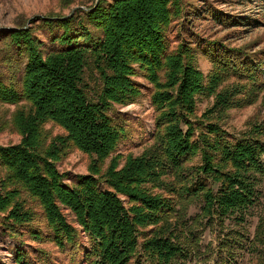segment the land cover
I'll return each mask as SVG.
<instances>
[{
	"label": "trees",
	"instance_id": "obj_1",
	"mask_svg": "<svg viewBox=\"0 0 264 264\" xmlns=\"http://www.w3.org/2000/svg\"><path fill=\"white\" fill-rule=\"evenodd\" d=\"M186 6L100 0L65 20L36 21L50 49L31 28L4 33L0 133L21 137L0 146V226L10 236L28 230L63 253L83 252L82 264H240L247 252L264 264V218L253 239L248 228L264 211V117L241 133L226 128L233 109L261 100L264 108V63L250 47L216 40L173 48ZM198 55L212 65L208 76ZM140 80L155 130L139 155H123L128 126L117 108L138 102ZM199 98L212 99L201 115ZM73 152L87 158L88 174L60 171ZM208 230L218 249L201 258ZM15 264L35 263L19 250Z\"/></svg>",
	"mask_w": 264,
	"mask_h": 264
},
{
	"label": "rangeland",
	"instance_id": "obj_2",
	"mask_svg": "<svg viewBox=\"0 0 264 264\" xmlns=\"http://www.w3.org/2000/svg\"><path fill=\"white\" fill-rule=\"evenodd\" d=\"M99 2L100 0H0V41L6 35L4 34L6 31L25 27L31 28L34 35L45 43L44 48L50 49L53 47V43H51L49 33L40 28V24L36 21L54 19L59 16L69 17L79 10L89 9L94 3L98 5ZM186 3L185 18L174 26L175 28L171 33L170 39L173 48L185 41L193 49L201 50V48L207 47L206 45L202 46V43L216 40L221 41L230 49L250 47L249 52L255 56L256 61L264 63V0H186ZM209 11H212L214 16ZM200 43L201 46H198ZM198 56L199 69L205 76H208L212 70V65L203 55ZM262 67L259 77L263 81L264 64ZM139 82L143 90L138 102L125 108H117L123 118L122 123L128 126V137L120 147L123 155L128 153L139 155L143 150V144L155 130V114L148 94L150 86L145 80ZM210 101L212 99L199 98V115L205 112L211 103ZM261 103L262 100L254 106L233 109L230 112L227 130L230 132L239 131V133L246 131L249 127L248 123L253 117L254 121L261 120L262 122L264 108ZM48 128H51V125H48ZM55 131L58 132L59 130ZM20 140L21 137L16 132L4 131L0 133V146L17 145ZM88 164L89 162L83 154L73 152L58 166L61 172H67L72 177H76L88 174ZM260 189L264 191V182ZM64 214L68 216V220L73 222L74 217L70 211ZM260 217L264 218V211L260 210L252 220V224L248 226L251 239L254 238ZM39 228L47 232L45 225H40ZM21 233L15 238L0 226V264H15L16 253L19 250L24 251L35 264H82L83 252L63 253L53 243H40V241L32 239L28 230H22ZM80 241L86 249L90 247L84 234L81 235ZM201 241L202 254L211 251L217 252L218 243L215 237L211 235V231L205 232ZM43 252L46 255H43ZM203 256L204 254L201 258ZM246 258L245 261L239 259L238 263L257 264V256L247 252ZM189 264L196 263L193 261ZM204 264H216V261H204Z\"/></svg>",
	"mask_w": 264,
	"mask_h": 264
},
{
	"label": "water",
	"instance_id": "obj_3",
	"mask_svg": "<svg viewBox=\"0 0 264 264\" xmlns=\"http://www.w3.org/2000/svg\"><path fill=\"white\" fill-rule=\"evenodd\" d=\"M98 3V2H97ZM86 11H90L89 9H85ZM68 17H66V18H63V20H65V19H67Z\"/></svg>",
	"mask_w": 264,
	"mask_h": 264
}]
</instances>
